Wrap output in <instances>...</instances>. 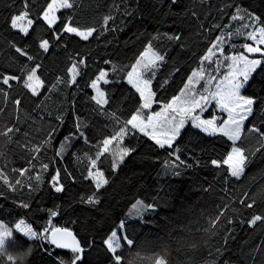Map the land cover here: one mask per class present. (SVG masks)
<instances>
[{
	"label": "snow or ice",
	"instance_id": "6c2138e0",
	"mask_svg": "<svg viewBox=\"0 0 264 264\" xmlns=\"http://www.w3.org/2000/svg\"><path fill=\"white\" fill-rule=\"evenodd\" d=\"M167 2L168 14L176 26L169 29L170 35L164 34V39L173 50H184L188 47L186 17L179 11H171L180 8L184 0ZM76 7L74 0H43L39 6L36 0H12L6 4L8 14L3 17V23L25 42L12 44L22 59L15 66L0 69V99L4 101L0 113L7 112L9 105L14 112L0 127V137L19 145L24 164L13 168L12 175L0 168V183L12 194L10 203L0 205V264H44L45 261L47 264H122L125 258L120 251L134 245L130 232L135 223L156 213L159 193L152 195L151 200L147 196H134L128 201L127 214L117 218L118 223L113 220L107 225L101 237L102 252L95 238L90 241L80 235L81 221L78 216L74 219L73 214L81 205L98 208L104 192L111 186L110 178L119 176L126 168L131 172L126 186L134 188L142 179L135 168L137 160L144 159V145L154 153L164 150L169 158H174L171 166L174 175L181 174L177 170L181 166L199 167L221 182L220 203L202 214L207 216V228L200 230L211 239L204 244H197L195 239L187 242L191 264H197L198 258L203 261L199 254L205 248L209 257L206 264H264V238L255 244L245 242L238 255L233 251L237 228L250 232L257 227L264 230V187L253 191L257 188L253 184L235 200L225 188L232 189L235 183L248 177L254 158L264 163V0H247L244 7L240 0H225L217 11L221 16L228 15L227 24L209 26L200 21L195 10L188 13L193 22H198L199 34L207 38V43L198 56L199 67L191 70L179 94L163 101L159 93L165 90L169 80L157 79V73L167 64L168 53L154 45L159 36L147 39L134 62L124 67L114 63L111 57H101L100 63L93 62L90 66L88 57L74 49L75 54H69L63 74L57 75L54 82L47 81L43 61L52 50L67 51L73 39L78 45L91 43L106 32L124 31L128 24L122 20L117 27L116 17L106 14L97 22L98 26L81 25L74 15L63 14ZM123 15L134 17L135 12L126 9ZM233 23L239 25L234 31ZM37 27L43 28L47 35L34 37ZM213 31L219 33L214 38L210 36ZM234 36L242 37L244 42L233 43ZM27 38H32L30 43ZM205 62L208 67L215 65V74H206ZM222 67L226 69L223 72ZM173 71L179 73L180 68ZM82 80L84 89L88 90L84 96H81ZM154 80H157L155 85ZM72 88L76 90L65 93ZM17 89L20 94L12 95ZM54 91L63 95L55 114L45 111L43 102L27 115L21 112L25 99L39 100L46 92L50 95ZM82 103L87 106L85 111H81ZM128 104L132 107L126 113L119 110ZM213 136L230 142L222 158H214L213 149L205 145L206 138ZM246 136L255 139V146L244 145ZM185 138L186 146L182 148ZM85 148L88 151H83ZM73 160L78 164L86 161L79 179L87 182L89 189L78 200L65 198L69 187L78 182L74 170L65 164ZM105 163L107 168L103 167ZM260 175L264 181V169ZM44 189L50 197L47 204L36 195ZM23 191L29 193L27 200L16 195ZM212 191L209 184L205 192ZM0 196L8 199L6 193ZM236 202L239 209L232 207ZM228 211L231 216L227 215ZM95 223L90 222L92 230ZM167 256L164 249L147 259L149 264H170Z\"/></svg>",
	"mask_w": 264,
	"mask_h": 264
},
{
	"label": "trees",
	"instance_id": "16d2710c",
	"mask_svg": "<svg viewBox=\"0 0 264 264\" xmlns=\"http://www.w3.org/2000/svg\"><path fill=\"white\" fill-rule=\"evenodd\" d=\"M11 2L12 0H0V69L15 66L22 59L15 53L12 44L20 45L25 42L21 40L20 36L10 32L3 23V17L8 14L6 4ZM240 2L242 7L247 6V0H240ZM42 3L43 0H36L37 6ZM74 3L77 7L63 12V14L74 15L81 25L98 26L97 22L101 21L106 14L116 17L115 26L117 27L120 26L122 20H127L128 24L124 27V31L106 32L99 40H92L91 43L81 42L78 45L76 40L73 39L69 43L67 51L60 48L52 50L43 61V75L47 78V81L54 82L57 75L63 74L62 69L67 63L69 54H75L74 49L79 50L85 57H88L90 66L93 65V62L100 63L101 57H111L114 63L124 67L134 62V57L142 50V46L147 42V39L159 36V39L154 40L153 43L158 49L168 53V59L167 64L160 67L157 79L167 77L169 80L165 90H160L159 99L161 101L170 99L172 95L179 93V89L183 87V82L187 80L191 70L199 65L198 56L207 43V38L199 34L198 22H193V18L187 14L195 10L200 15V21L209 26L213 23H228V15L221 16L217 11L219 7L223 6L225 0H184V4L180 8H173L171 11H179L182 17H186L184 27L187 33L186 44L188 47L184 50H173L167 40L164 39V34L168 33L170 35L169 29L176 26L172 23V17L168 14L167 0H74ZM126 9L129 12H135V16H124L123 13ZM230 11H234V9ZM238 26V24L233 23L232 30L234 31ZM218 34V32L213 31L210 36L214 38ZM40 35L46 36L47 34L43 28L37 27L33 36ZM31 39L27 38V42L30 43ZM232 42L239 44L244 41L242 37L234 36ZM225 47L228 51H231L228 45ZM176 67L180 68L179 73H174L173 70ZM204 67L206 74H215L213 71L215 65L208 67L207 62H205ZM225 70L223 67L220 69L221 72ZM153 84H157V80H154ZM80 88L82 89L81 96H84L88 90L84 89L83 80L80 82ZM75 90V88L66 89L65 93ZM124 91L127 94V86H125ZM18 94H20L19 89L12 93L14 96ZM84 98L86 99V96ZM42 102L45 111L50 110L55 114L63 102V95L54 91L50 95L46 92L39 100L35 98L25 99L21 112L27 115L32 112L36 104ZM3 106L4 101L0 99V107ZM131 107L132 105L128 104L119 110L126 113ZM86 108L87 106L82 103L81 111H85ZM13 116V109L9 105L7 112L0 113V127ZM121 118L123 119V117ZM36 126H39V122ZM108 127L110 129L111 125ZM20 139L23 140V137ZM186 141L187 138H185V144L181 145L182 148L186 146ZM225 141L226 138L207 137L205 145L213 149L212 155L214 158H222L226 155V150L230 148V142L226 143ZM244 145L246 147L255 146V139L246 136ZM83 151H88V149L85 148ZM92 151L94 153L95 149ZM142 153L144 159L137 160L135 168L138 177H142V179L134 188L126 186L128 185L127 177L131 176V172L126 168L119 176L110 178L111 186L104 192L103 202L98 208L89 209L81 205L76 209L73 218L75 219L78 216L81 221L80 235L87 237L90 241L95 238L96 245L102 252L101 237L104 235L107 225L112 223L113 220L118 223L117 218H123L127 214L130 208L128 201L133 200L134 196L135 198L147 196L151 200L152 195L159 193V206L156 213L135 223L134 229L130 232V238L134 239V245L131 248L125 246L120 251L119 254L125 258L122 264H129V261H131V264H149L147 258L153 257L164 249L168 251L167 259L170 264H191L192 255L187 242L195 239L197 244H204L211 239L207 232L200 230L201 228H207V216H202V214L207 213L220 203L221 182L214 179L207 169L199 167L184 168L181 166L177 169L181 174L179 176L174 175L171 168L174 158H169L164 150H156L154 153L151 148L144 145ZM23 156L24 154L16 142L10 143L7 138L0 137V168L12 175L13 168H19L24 164ZM185 158L186 155L182 156V159ZM65 164L74 170L78 177L77 184L69 187L65 198L78 200L81 193L87 192L89 189L87 182L79 179L80 173L84 171L86 161H81L78 164L73 160L71 162L66 161ZM103 167L107 168V163ZM261 169H264V163L258 157L254 158L253 164L249 166L246 179L235 183L232 189L225 186L228 196L235 200L242 191L247 190L253 184L257 185V188L253 191L264 187V181L261 180L260 175ZM209 184L213 186V191L206 193L205 189L209 187ZM141 189L144 191L141 192ZM138 192L140 193L139 196L136 195ZM0 193H6L8 196L7 200L4 199V196H0V205L11 202L12 194L7 193L2 183H0ZM16 195L22 196L25 200L29 198L27 191L18 192ZM36 195L39 201H43L45 204L49 203L50 197L47 189ZM232 207L239 209L240 205L236 202L233 203ZM227 215L231 216V211H228ZM91 221H96L95 230L91 228ZM60 222L63 223V221ZM236 231L238 239L233 245V251L236 255L239 254L240 246L245 242L255 244L264 238V230L261 227H257L255 231L251 232L248 229L241 230L240 228H237ZM212 243H215L214 239ZM199 255L203 257V261L198 258L197 264H206L209 260L207 248ZM100 259H103V257L100 256ZM44 264H47V261Z\"/></svg>",
	"mask_w": 264,
	"mask_h": 264
},
{
	"label": "rangeland",
	"instance_id": "374dc122",
	"mask_svg": "<svg viewBox=\"0 0 264 264\" xmlns=\"http://www.w3.org/2000/svg\"><path fill=\"white\" fill-rule=\"evenodd\" d=\"M199 67V65L195 68V69H197ZM197 87H199V85L197 86ZM179 94V93H178ZM177 94V95H178ZM154 107H155V105H154ZM157 110H158V108H157ZM211 111H215V109H211ZM218 115H219V113H217ZM205 116L207 117V113L205 114Z\"/></svg>",
	"mask_w": 264,
	"mask_h": 264
}]
</instances>
